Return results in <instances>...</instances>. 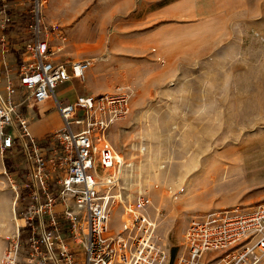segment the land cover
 I'll use <instances>...</instances> for the list:
<instances>
[{"label":"rangeland","instance_id":"1","mask_svg":"<svg viewBox=\"0 0 264 264\" xmlns=\"http://www.w3.org/2000/svg\"><path fill=\"white\" fill-rule=\"evenodd\" d=\"M22 1L31 11L5 28L22 33L9 46L17 53L34 24L33 0ZM42 1L45 37L61 49L51 58L90 64L82 81L56 88L59 100L76 98L61 96L65 88L130 96L107 139L125 163L123 185L147 196L172 258L185 253L194 217L264 203V0ZM33 108V119L61 127L53 97ZM28 167L23 154L0 152V260L30 193ZM120 214H111L115 231Z\"/></svg>","mask_w":264,"mask_h":264},{"label":"built area","instance_id":"2","mask_svg":"<svg viewBox=\"0 0 264 264\" xmlns=\"http://www.w3.org/2000/svg\"><path fill=\"white\" fill-rule=\"evenodd\" d=\"M33 4L32 37L19 53L17 70L3 72L0 62V152L25 156L23 188L30 192L22 203L23 223L8 240L0 264H264V203L194 217L184 234L185 253L172 258L147 196H132L123 185L125 163L107 139L106 130L128 115L130 96L81 94L59 100L56 88L82 81L90 64L51 58L61 49L53 51L45 37L43 1ZM51 97L62 128L40 143L23 108ZM116 209L121 219L115 231L111 214Z\"/></svg>","mask_w":264,"mask_h":264},{"label":"crops","instance_id":"3","mask_svg":"<svg viewBox=\"0 0 264 264\" xmlns=\"http://www.w3.org/2000/svg\"><path fill=\"white\" fill-rule=\"evenodd\" d=\"M30 2H24L22 0H13V2H9L8 0H0V8L3 7L4 13L0 12V62L3 63L2 71L6 72L8 70L15 72L18 68L17 62L19 59V53H17V46H12L9 48L10 43L14 42L16 38L22 35V33L18 32V30H6V27H9V23L21 25L23 23L24 15L31 11L29 9L26 10V6H30ZM25 11V13H23ZM7 12V13H6ZM9 19V23L5 24L4 21ZM25 23V22H24ZM12 26V25H11ZM19 41V40H15ZM77 62V61H71ZM75 80L71 81L74 82ZM69 88H65L61 90V96L65 92H71L74 94L73 98L80 94H88L87 92L91 91L90 88H84L82 91L77 92L76 90H68ZM69 101V100H67ZM45 102V101H44ZM43 103V102H42ZM33 104H30L26 108H23V113L26 119H29V128L33 137L40 143L46 141L53 133L60 130L62 128V120L60 114L57 110H55V117H60L61 127L57 128L53 126V123L48 119H43V116L34 117L33 115ZM27 119V120H28Z\"/></svg>","mask_w":264,"mask_h":264},{"label":"bare ground","instance_id":"4","mask_svg":"<svg viewBox=\"0 0 264 264\" xmlns=\"http://www.w3.org/2000/svg\"><path fill=\"white\" fill-rule=\"evenodd\" d=\"M16 219H17V217H16ZM17 220H18V224H19V223H20V220H19V219H17ZM18 224H17V225H18Z\"/></svg>","mask_w":264,"mask_h":264}]
</instances>
